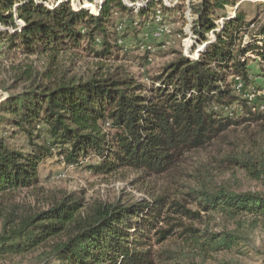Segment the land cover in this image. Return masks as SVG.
<instances>
[{"label": "trees", "instance_id": "obj_1", "mask_svg": "<svg viewBox=\"0 0 264 264\" xmlns=\"http://www.w3.org/2000/svg\"><path fill=\"white\" fill-rule=\"evenodd\" d=\"M127 1L130 4L126 7L120 0H103L98 15H94L73 10L65 2L46 8L33 0H0V25L14 30L0 32V37L7 39L10 50L15 47L30 56L55 55L69 46H78L83 36L89 44H101L106 39L111 5L131 12L136 3V15L143 18L158 4L154 0ZM235 6L232 0H201L192 5L191 12L196 16L191 28L194 43L198 50L208 47L205 52L199 50L197 59L179 57L165 76L153 80L155 86L151 88L128 79L92 78L80 83L37 85L9 96L0 105V128L16 129L32 149L22 153L0 136V197L33 187L39 163L53 155L70 167L96 156L100 163L88 167L95 174L126 169L163 175L182 154L203 148L217 138L231 120L218 117L216 110L236 100L230 85L225 84L227 73L246 85L247 55L256 50L264 63V53L260 52L264 49V23L249 34L254 23H245L242 14L231 12L228 17H216L217 10L231 7L232 11ZM15 17L23 23L20 30ZM215 20L224 21L220 30ZM210 33L214 42L209 40ZM247 114V121L264 118L261 113ZM229 160L260 175L257 166L264 162V156L260 154L259 162H255L242 153ZM191 194L202 212L264 222V193L235 194L223 188L214 191L204 184L191 189ZM79 209L77 201H62L16 223L12 217L10 223L14 225L9 230L5 226L0 234V259L31 253L64 234L66 240L54 245L47 255L59 264H155L154 245L163 244L175 230L193 240L202 257L231 251L241 241L234 232L200 234L178 219L167 217L171 213L180 219L199 220L200 214L177 202L166 207L163 198L130 206L95 204L83 217L77 216ZM162 223L164 229L160 228ZM71 226L77 232L68 231Z\"/></svg>", "mask_w": 264, "mask_h": 264}, {"label": "rangeland", "instance_id": "obj_2", "mask_svg": "<svg viewBox=\"0 0 264 264\" xmlns=\"http://www.w3.org/2000/svg\"><path fill=\"white\" fill-rule=\"evenodd\" d=\"M33 1L46 8L65 2L73 10H85L94 15H98V6L103 3V0H93L91 3L87 0ZM120 1L124 6L130 4L127 0ZM154 1L158 4L143 18L136 15L139 6L136 3L130 8L131 12L111 5L106 39L101 44H89L83 36L77 42L78 46H69V49L55 55L30 56L22 54L15 47L10 50L7 39L1 36L0 105L9 96L58 81L80 83L92 78L128 79L135 85L151 88L155 86L153 80L165 76L171 63L179 57L184 55L197 59L199 50L205 52L208 47L201 46L198 50L191 30L196 20L191 6L201 0ZM232 1L236 2L233 10L230 11L231 7L224 11L217 10L216 17L231 12L233 15L236 12L242 14L245 23H254L249 34L264 23V0ZM215 22L217 30H220L224 21ZM14 23L17 30L23 26L16 17ZM0 32L13 33L14 30L0 25ZM208 37L211 42L215 41L212 33ZM244 41L250 40L245 38ZM103 43H106L105 46ZM258 47L262 48V45L258 44ZM104 50L108 52L101 56ZM260 52L264 53V49ZM257 53L254 50L246 57L249 72L246 85L241 80L236 85V77L227 73L225 84L230 85L236 100L231 106L219 107L216 111L218 117L224 119L227 116L231 122L205 147L182 154L170 171L163 175L126 169L95 174L88 167L98 165L100 159L92 155L81 159L83 162L74 167L66 166L55 155L44 158L38 165V180L33 187L20 188L0 197V234L5 226L9 230L14 225L10 223L12 217L16 223L24 217L46 212L62 201L68 204L72 200L77 201L80 207L77 216L83 217L95 204L130 206L163 198L166 207L177 202L187 210L200 214L199 220L180 219L171 213L167 217L178 219L184 226L200 231V234L234 232L241 241L231 251L202 257L193 240L183 238L181 231L175 230L163 244L154 245L155 264H264L263 221L246 216L231 219L224 214L202 212L191 194V189H198L204 184L214 191L223 188L235 194L264 193V162L257 163L261 171L257 175L253 170L241 168L229 160L242 153L249 154L255 162H259L260 154L264 156V118L247 121L250 118L248 111L264 114V63ZM194 55L197 57L194 58ZM0 136L5 138L7 145L22 153H30L32 149L27 145L25 136L14 128H0ZM165 227L163 223L160 225L162 229ZM68 231L77 232L74 226ZM66 235L50 240L31 253L0 259V264H59L48 259L47 255L54 245L66 240Z\"/></svg>", "mask_w": 264, "mask_h": 264}, {"label": "built area", "instance_id": "obj_3", "mask_svg": "<svg viewBox=\"0 0 264 264\" xmlns=\"http://www.w3.org/2000/svg\"><path fill=\"white\" fill-rule=\"evenodd\" d=\"M190 1H191V0H190ZM239 81H240V80L236 78V79H235V84L237 85V83H240ZM239 87H241V84H239Z\"/></svg>", "mask_w": 264, "mask_h": 264}]
</instances>
